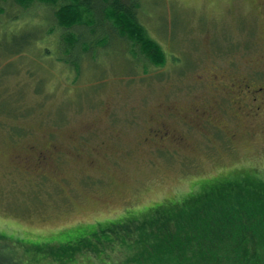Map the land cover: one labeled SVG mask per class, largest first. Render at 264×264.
I'll return each mask as SVG.
<instances>
[{
  "label": "rangeland",
  "instance_id": "374dc122",
  "mask_svg": "<svg viewBox=\"0 0 264 264\" xmlns=\"http://www.w3.org/2000/svg\"><path fill=\"white\" fill-rule=\"evenodd\" d=\"M26 4L0 1V249L15 264H120L111 229L205 183L264 182V112L217 88L264 70V0H140L163 63L106 37L95 59L67 56L79 74L57 60L55 8Z\"/></svg>",
  "mask_w": 264,
  "mask_h": 264
},
{
  "label": "trees",
  "instance_id": "16d2710c",
  "mask_svg": "<svg viewBox=\"0 0 264 264\" xmlns=\"http://www.w3.org/2000/svg\"><path fill=\"white\" fill-rule=\"evenodd\" d=\"M11 1L24 8L26 3L55 8L54 20L63 30L54 40L58 51L62 50L57 60L78 74L79 61L67 56L78 51L83 60L95 59L106 37L120 39L116 41L129 47L138 64L164 61L163 53L139 21L140 0ZM87 33L94 40L88 41ZM46 51L51 54L49 47ZM7 107L8 103L0 102V111L9 110ZM240 180L231 177L199 185L171 206H156L169 212L126 221L127 225L116 227L115 232L109 229L112 233L105 240H119L124 252L120 264H264V182ZM0 253L6 257L4 260L0 255V264L16 263L8 252L0 249Z\"/></svg>",
  "mask_w": 264,
  "mask_h": 264
},
{
  "label": "flooded vegetation",
  "instance_id": "af4514ba",
  "mask_svg": "<svg viewBox=\"0 0 264 264\" xmlns=\"http://www.w3.org/2000/svg\"><path fill=\"white\" fill-rule=\"evenodd\" d=\"M222 96L236 97L243 106H249L254 114L264 112V70L261 68L251 71L245 81L240 85L218 82ZM217 92V90H216ZM167 132L165 135L167 136Z\"/></svg>",
  "mask_w": 264,
  "mask_h": 264
}]
</instances>
